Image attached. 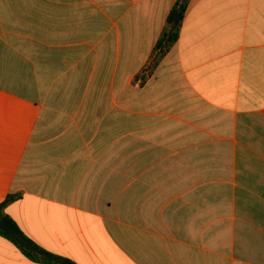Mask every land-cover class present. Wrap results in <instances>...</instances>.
I'll use <instances>...</instances> for the list:
<instances>
[{
	"label": "crops",
	"instance_id": "1",
	"mask_svg": "<svg viewBox=\"0 0 264 264\" xmlns=\"http://www.w3.org/2000/svg\"><path fill=\"white\" fill-rule=\"evenodd\" d=\"M179 1L0 0V264H264V0Z\"/></svg>",
	"mask_w": 264,
	"mask_h": 264
},
{
	"label": "trees",
	"instance_id": "2",
	"mask_svg": "<svg viewBox=\"0 0 264 264\" xmlns=\"http://www.w3.org/2000/svg\"><path fill=\"white\" fill-rule=\"evenodd\" d=\"M188 7V0L179 1L171 10L168 18H167V30L162 34L160 40L156 45V50L160 51V59L165 53L173 46V44L178 40L179 31L182 24V21L185 16V12ZM11 198H7L2 204H0V216H2V211L5 206L9 203ZM7 220L11 223V225L20 232L17 228L16 224L7 217Z\"/></svg>",
	"mask_w": 264,
	"mask_h": 264
}]
</instances>
